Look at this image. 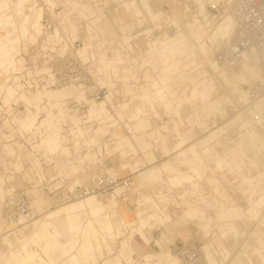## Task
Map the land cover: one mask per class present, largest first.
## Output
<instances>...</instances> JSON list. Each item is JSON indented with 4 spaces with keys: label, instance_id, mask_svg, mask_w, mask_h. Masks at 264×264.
Returning <instances> with one entry per match:
<instances>
[{
    "label": "crops",
    "instance_id": "crops-1",
    "mask_svg": "<svg viewBox=\"0 0 264 264\" xmlns=\"http://www.w3.org/2000/svg\"><path fill=\"white\" fill-rule=\"evenodd\" d=\"M47 1L49 3L55 2V0ZM95 1L96 3H94ZM98 1L57 0L56 4L61 9L56 14L55 20L60 31L63 32L62 34L70 41L84 40L85 47L81 50V53L85 54V59L88 58L90 62L89 69H92L95 80L107 89L109 96L103 102L95 103L85 100L80 92L69 88L36 91L31 96L32 100L23 99L27 109L24 117L18 120L16 125L19 131L28 132L31 137L40 140L38 146L39 148L44 147L46 151H43L47 154L51 153L48 150L46 141L50 137L59 141V149L51 154L59 155L58 158L55 155L56 161L57 159L59 161V176H73L74 179H77V176H81V173L85 174L87 166H103L104 157L110 158L117 155L120 159L119 163L116 166L104 167V170L100 172L118 176L122 172L128 171V175L132 176L131 179L133 180L131 192L138 195L137 208L133 218L128 216V210L122 212L119 209L116 196L124 188L115 190L106 203L93 197L60 206L50 197L39 196L34 200L36 208L34 211L35 220L32 225L37 229L36 231L40 237L35 238L32 236L29 238V242L35 246L38 239L50 238L51 240L45 245L43 244L44 246L41 249L45 258L37 251H28L27 243L22 241L17 251L10 248V251L5 254V256L8 254V259L11 262L13 261V264H32L36 260L40 264H99L98 257L102 256V249L104 248L107 251L106 253L109 254L111 250L110 243L121 235V230L124 227L130 229L129 237L120 242L118 255L106 259L102 264H122L121 259H124L126 264H131L133 249L129 241L133 233L136 232L144 244L149 245L144 230L151 227V221L154 222L153 225H156V227L163 228L160 229L161 242L165 244L166 250L163 251L160 242L156 241V246L161 251L157 254L149 253L143 256L144 262L138 264H172L173 258L166 246L165 236L175 233L178 229H184L189 223L197 231L198 228H201L198 232L205 240L208 239L211 226L214 223L222 225L224 228L223 234L230 236L238 233L237 220L242 221L240 217L236 218L232 231H227L225 226L229 225L231 212H227L226 209L231 208V211L239 209L240 207L237 205L234 195L239 192L242 198V191L238 183L240 170L239 172H233L236 165L231 157L234 155L236 158L238 157L237 162H240L241 157H243V163L237 165L240 169L243 170L245 166L253 169L254 165L250 164L251 161L255 162L252 160L253 153L251 152V155H248L247 150L239 153L235 149L224 152L218 145H212L215 140L208 143L209 139H214L215 133L219 130L216 129L208 135H205L207 131H203L208 112L207 96L211 94V92H207L209 88L203 87V91L200 89L196 91L195 89L194 92L192 91L191 80L187 79L188 81L185 80L187 82L178 83L174 78L182 73V71L176 72V68L180 66L179 62L172 65L170 63L177 56L179 50L177 44L166 41L160 45L158 40H147L146 37L149 38L150 35H145L146 41L141 43L140 40L144 39L142 33L134 35L135 29L142 28L144 22L148 21L139 16L138 10L141 9V3H143L141 10L146 13L149 19L152 21L161 20L162 14L154 12L148 0H127L123 3H112L115 8L109 7L106 11L104 10L106 3ZM25 2L26 0H16L15 3L18 5ZM37 17L40 19L41 13ZM39 22L40 20H35L31 24L33 27L38 26L39 31L33 33L29 29V34L32 37L26 38V43L33 44L37 40V36L40 34ZM207 22L208 18L206 17L203 23L206 24ZM187 25L191 26L189 22L185 23V27ZM21 27L22 36H26V24H22ZM116 28L119 33H117ZM55 32V37L58 38L60 35L59 30L56 29ZM165 39H169V37L166 36L163 40ZM153 41H155V45H152ZM202 57H204V54H202ZM209 64L215 66L216 69L219 68L215 62ZM1 65H3L2 62H0ZM241 65V67L230 69V72H239L244 66L252 68L251 64ZM146 68L148 70L145 71ZM157 71L158 73L155 74L154 72ZM182 75L185 77L190 76L192 72L183 70ZM235 86L232 89L233 94L240 90ZM178 88L180 90L183 88L179 97H177ZM191 91L192 93H189ZM8 93L10 97L15 94L14 91ZM124 94L129 96L128 102L117 104L118 96ZM244 94H240V97ZM78 100L86 101L90 118L96 117V123L102 122L99 126L91 128L94 135L89 137L86 145L82 140H85L87 131L84 132L82 128L75 132L71 131L74 142H70L71 140H66L65 137V135H69L65 130L63 131L64 135H62L63 129L58 125V122L60 126L70 123L79 125L81 122L80 114L77 111L71 112L72 109L69 108L70 102ZM41 106L48 110L45 118L42 119H40ZM187 107L192 108L193 114H185ZM117 108L120 110H117ZM158 109L170 117L171 127L163 122L161 126L151 124V117H159ZM247 111L250 117L258 114L264 119V103L251 106L245 112ZM56 119L57 121H55ZM120 120H125L123 126L119 124ZM185 123L189 125L192 123L197 127L195 131L198 137L196 139H191V136H188L181 129ZM75 127L77 128L76 125ZM122 127L130 136L122 131ZM169 134H172L174 139L169 140ZM106 137L108 138L104 141L103 139ZM69 143H71V147L74 144V156L70 151V146L67 145ZM177 143L180 146H177ZM153 145L159 146L162 158H157L150 152ZM138 152L143 154L141 157L145 160L138 159L130 162L129 157L132 154L137 155ZM13 154V150H8L5 155ZM28 156L19 153L18 161L13 166L17 170H23V162L28 160ZM215 159H217V162L213 165ZM38 165L35 166L33 163L32 169L35 168V171H40ZM153 165H157L162 169V174L159 177L147 179L140 175V171L142 172L145 168L147 169ZM27 171L29 172V169L25 171L24 177H28ZM208 171L211 174L209 177L206 175ZM232 173L235 175L232 180H237L236 184L227 180V175ZM218 176L230 184L228 187L231 189V195L227 193L224 187L220 186L221 181ZM203 177H206L205 179L213 187V192L220 197V200L217 198L211 200L201 198L200 202H194L187 199L189 194L198 193L200 196L203 195L200 189V182ZM80 181L84 180L81 178ZM52 186L56 188L58 183H53ZM177 187H181L182 190H174L178 189ZM143 188L153 189L152 194H143L141 192ZM34 191L35 189L28 190L31 193ZM165 192H168V194L166 195ZM160 204L163 206L162 209ZM169 204H172L175 208L181 207L180 213L175 215L174 218L166 213ZM208 205H211L212 210L208 212V220L205 222L202 219L204 217L202 211H205ZM39 210H43L42 214L44 215L42 217L38 215ZM149 210H154V212L149 214ZM54 221H58L56 227ZM194 221H196L197 227L194 225ZM221 229L220 235H222ZM21 232L22 230H18L13 234L15 238L13 240L16 243L21 240L19 237ZM1 236L0 232V256L4 237ZM10 236L8 235L9 238ZM109 236H112V238ZM10 243L12 247L11 239ZM54 245H60V249L63 250L65 256L57 262L49 257L48 252ZM217 246L220 247V251L225 249L228 252L224 240L218 241ZM249 252L263 258L264 242L256 239V243H253ZM210 254L208 253V257L211 256V259H213L214 254L211 249ZM153 258H156L157 262L151 263ZM8 259L3 264H7Z\"/></svg>",
    "mask_w": 264,
    "mask_h": 264
},
{
    "label": "rangeland",
    "instance_id": "rangeland-1",
    "mask_svg": "<svg viewBox=\"0 0 264 264\" xmlns=\"http://www.w3.org/2000/svg\"><path fill=\"white\" fill-rule=\"evenodd\" d=\"M56 1L57 0H55V3ZM101 1L106 3L105 6L107 8L109 7L115 8V6H113L112 3L114 4L123 3V1L126 2L127 0H99L98 2H101ZM148 1L149 3H151L150 7L152 8V10L156 13H161L162 17L160 21H152L151 19H149L146 13H143V11L141 10L143 3L140 2L141 9L138 10L139 16L148 20L144 22L143 24L144 27L142 26L141 30H139V33H142V31H144L142 33V38L144 39H141L140 42L143 43L146 41V39L147 40L155 39V40H158L160 45L162 42L165 43L166 41L177 44V47L179 49L177 52V56L174 60H171L170 63L172 65V64H175L176 62H179L180 66L176 68V72L182 71V73L179 75H176L174 78H176L178 83L179 82L184 83V82H187L188 80H191V83L193 86L192 91L194 92H195V89L196 91H198V89L204 90L205 87L209 88V91L207 90V92H211V94L207 96L208 112H207L206 119L213 120L214 123L212 126H214V128H207L204 124L203 131H207V134L205 135H208L209 133H211L212 131H215L216 129H219V130L215 133L216 135H214L215 136L214 139L212 140L209 139L208 143L215 140V142H213L212 145L213 144L218 145L220 148H222L224 152H229L230 150L235 149L236 152L242 153L247 150L248 155H251V152L254 155L252 160L255 162H252V161L250 162V164L254 165V168L251 169L248 166H245L243 170L242 168L240 169L239 166L237 167L239 163L241 164L243 163L244 161L243 157H241L242 160H240V162L236 161L238 157L236 158L235 155L231 157V159L234 160L235 165H236V167H234L233 169V172H239L240 170V173H239L240 178H239L238 183L242 191L241 192L242 198L244 200L243 201H241V199L239 200V198H241L239 195V192L236 195H234L236 198L235 199L236 203L237 205H239L240 208L238 210L236 209L235 211L234 210L231 211L230 210L231 208H228V210L226 209L227 212L229 213L231 212L230 213L231 217H230L229 225L225 227H227V231H230V230L232 231L234 221L236 220V218L240 217L242 221L237 220L236 222L238 226V233L232 234L230 236L223 234L224 228L222 227V225L214 223L211 226V231L209 233V239L213 238L214 240H216L218 238L221 240L220 237H222V240H224L225 244L227 245L226 250H228V252H226L224 248H223L224 250H221L222 252H224V258L231 254H234L235 251L239 252V258L237 259L236 264H240V261L242 260H249L251 256H254L256 258V261H254L253 263L249 260L250 262L249 264H255V263L264 264V257L261 258V257H258L257 254H253L249 252V249L253 245V243L254 244L256 243V239H259L262 242H264V203H262V200L264 199V185H263L264 184V140H263L264 136H263L262 131L252 122L249 112L248 111L245 112L241 110L240 104L238 103L239 101L238 96L240 94H233V91H232L233 87L236 85L235 87L237 89L239 88L240 90L246 92V89L248 86H251L255 84L256 82L261 81L259 65H253L251 63L252 68H249V74L247 76L245 74H242L241 70L239 72H236V71L230 72V70H228L227 68L221 67L218 64H217L219 67L218 69H216L215 66H210L209 63L216 62L214 53H213V50L215 48L214 44L219 43L218 41H214L213 38H211V36L214 34V31L216 29L221 28L223 24L224 25L228 24L229 26H231L230 31L228 32V34L223 35L222 37L223 43L226 41L228 42L231 39L232 34H233V28H234L233 20L231 19L230 14H225L224 16H222L223 13L221 14L220 12L219 16L207 17L208 22L205 24L203 23L202 19L198 18V16L195 17L193 15L190 16L188 14L189 6H190V3H192V1L200 5L199 14L201 15L202 13H204L203 10L206 4L221 5L224 11L226 5L231 6L233 1L232 0H226L227 2L226 1L224 2L223 0H148ZM15 2L16 0H0V10L2 9L1 12L8 9L9 6H11L13 9L11 14H7V15L5 14V18H8V19L4 18L5 20L2 19L3 21L1 20L0 22H4L7 20L9 22L15 21L16 23H18L17 31H15L16 28H14L13 26L11 29L4 30V34L1 36L2 40L0 39V42L4 40L7 42L8 36L14 35L16 32L22 31L21 25L22 24L24 25V22L22 23L21 21L22 14H24L25 16V14L28 13V15H30V18L33 19L34 22L35 20L36 21L40 20L37 16L39 13H41V16L44 14V9L42 8V5L48 3L47 0H26L25 3L18 4V5H16ZM94 3H96V1ZM24 7L33 8V9L31 10V12L30 11L25 12L26 8L24 9ZM212 20H213V23H212ZM34 22H32V24ZM186 22H189L191 26L187 25L185 27ZM30 27L32 28L33 25ZM38 28L39 27L37 26V29ZM29 29H30L29 27L25 28L26 33H27L26 36H23L25 37L24 39L25 42H26V38L29 39L30 37H32L31 34H29L30 33ZM57 29H59V27ZM145 30H148V31L146 32ZM36 32L37 31L33 33H36ZM59 32L61 34L63 33L60 31V29H59ZM20 34H22V32ZM189 34L192 36V38ZM55 35H56V32H55ZM145 35H150V37L149 38L146 37L145 39ZM52 36H54V34ZM166 36L169 37V39L163 40V38H165ZM153 37H156V38H153ZM12 39L16 40V37ZM155 44H156L155 41H153L152 45H155ZM17 47L18 45H16V48ZM84 47L85 46H83V48ZM202 54H204V57H202ZM22 61H23L22 58H18L17 60H14L15 62L14 67L17 68L16 71L21 69V68H18L17 65L20 64ZM161 64L162 63L160 62V65ZM241 66H242L241 64L237 65V67H241ZM146 70H148V68H146L145 71ZM183 70L192 72V75L190 76L188 75L185 77L184 75H182ZM3 71L7 72L6 69H3ZM38 71H45L44 67H41L40 69H38ZM154 73L157 74L158 71ZM131 83L133 84V82ZM12 87L15 88L17 86H12ZM14 88H8L6 90L7 92L14 91ZM182 91H183V88L181 90L180 88H178L177 97H179ZM192 91L189 93H192ZM80 93L84 97V93L82 91ZM22 95L23 94L21 92L20 96ZM20 96H18V98ZM31 96H32V93H29V95L25 94L22 96V98H20V101L25 106V110L22 112L21 115H18L16 117L15 123L18 124V120L22 119V117H24L25 115L27 105H25L26 103L24 102L23 99L27 98V99L32 100ZM241 97L243 99H241ZM241 97H240V100L244 101V95ZM128 99H129V96L125 94L119 95L117 104H121L122 102H128ZM232 101L236 102L237 107H240L233 114L227 111V107L230 104H232ZM211 103H214V104H211ZM92 105H94V103H92ZM40 108H41L40 119H42V118H45L46 114L48 113V110H46L45 108H42V106ZM187 108L188 109L185 110V114L186 115L193 114L192 108L190 107H187ZM117 110H120V109L117 108ZM158 111H159V117H151L150 118L151 124L161 126L164 123V124H167L168 127H171L172 123L170 122V117H168L165 113H162L159 109ZM116 120L118 121L117 118ZM214 120L217 122H215ZM55 121H57V119ZM124 121L125 120H120L119 124L123 126ZM58 125L60 128H62L59 122H58ZM79 128H82L84 132L87 131L85 135V140H82L84 141V145H86V142L89 141V137H92L94 135V132L89 127L85 128V127L77 126L76 130H78ZM181 129L185 131L188 136H191V139H196L198 137V134H196V131H195L197 130V127L192 123L190 125L185 123V125ZM71 131H74V130L71 129ZM122 131L125 134L130 136V134H128L127 131L123 127H122ZM200 135L201 133L199 134V136ZM65 137H66V140L68 139V140H71L70 142H74L73 141L74 136L69 137L65 135ZM107 138L108 137L104 138L103 140L105 141L107 140ZM168 138L169 140H171V139H174V136L172 134H169ZM75 141H78V140H75ZM39 142L40 140L37 141V143ZM177 146H180V145L177 143ZM41 149L46 151L44 147H42ZM150 152L155 157L162 158L159 146L153 145V147H151ZM141 156H143V154H141L140 152H138L137 155L132 154L129 157V161L132 162L133 160H138V159L145 160ZM219 157H222V156H219ZM119 160L120 159L117 155H114L110 158L104 157L103 166H100V165H96L94 167L87 166L85 169L86 170L85 174L81 173L80 175L82 177L80 176V178L86 181L87 178H90L94 176L95 174H99L101 170H104V167H109L110 165L116 166L119 163ZM216 162H217V159L213 160V165H215ZM128 174H129L128 171H124L122 172V174H119L118 177L124 178L126 176H129V178H131L132 176ZM206 175L207 177H209V175L211 174L208 171ZM234 176L235 175L233 173L231 175H227V180L233 181L232 178ZM218 177H219V180L221 181L220 185L227 190V193L230 194L231 189L230 187L227 186L228 184L225 182L226 180H223L220 176ZM205 178L206 177H203V180L200 182V189L204 193L203 197L207 196L208 199H211V198L219 199L216 193L213 192V187L209 185V183L207 182ZM0 181H2V177H0ZM17 185H19V182ZM177 188L178 189H174V190H180V191L182 190L181 187H177ZM131 189H133V187L129 186L121 190L120 193L116 196V201L119 204V209H121L122 212L128 210L129 211L127 212L128 216L133 218L134 217L133 214L137 208L136 202H137L138 195L137 193H132ZM1 190L2 189L0 188V198L4 196V191H1ZM141 192L145 195H151L153 192V189L143 188ZM165 194L167 195L168 192H165ZM28 195L31 200V206L33 208L32 215L34 214V211L36 208V206L34 205V200L37 197L44 195L56 201L51 195L45 193V191L35 190L33 193L28 192ZM169 195H173V194H169ZM109 198L110 197L105 198V199H100V201L102 200L103 203H106V201ZM125 198H127V200H125ZM187 199H189L190 201H194V202H200L201 196L195 195V194H189L187 195ZM160 206L162 209L163 206L161 204ZM180 210H181V207L175 208L172 204H169L167 207L166 213L169 214L172 218H174L175 215H178L180 213ZM210 210H212L211 205H208L206 207V210L202 211V213H204L203 214L204 217L202 219L205 222L206 220H208L207 219L208 214H209L208 212ZM42 211L39 210L38 212V215L41 217L44 215L42 214ZM153 212L154 210H149L148 213L152 214ZM56 222L58 221H54L55 227L57 226ZM242 222H245L247 224H243ZM30 223L31 222L26 224L28 226L25 229H23L21 232V235H19L21 239L19 243H16L15 240H13L14 235L10 236L9 239H11L12 241V249L13 251H17L21 245L20 242L25 241L27 243L28 251H37L43 258H45V255L42 253L41 249L51 239L50 238H45V239L40 238L38 239L37 245L34 246L31 242H29V238L32 236H34L35 238H38L40 237V235L36 231L37 229H35V227L31 225ZM153 224L154 222L151 221V225H150L151 227H147L144 230L145 236L149 240V245L144 244V242L140 239L138 233L136 232L133 233L129 241L133 249V252L131 254V259H132L131 264L143 263L144 262L143 256L149 253L157 254L158 252H160L161 250L156 246V241L160 242V244L162 245L163 251L166 250L165 244L161 242L162 235H161L160 229L162 230L163 228L156 227V225H153ZM8 225L9 224H7L4 221L2 216H0V230H1V235H2L1 237L8 234V231L10 229ZM194 225L197 227L196 221H194ZM19 228H22V225L19 226ZM200 229L198 228V231H200ZM220 229H221L222 235H220ZM198 231L193 229L191 227V224L189 223L188 225L184 227V229H180V230L178 229L175 233L165 236L166 246L170 250L168 251L170 252L171 256L176 257L174 247L184 242L185 240H188L189 242H193L200 246H203V245L205 246L206 245L205 238H203ZM129 234H130L129 228H125V227L122 228L121 235L110 243L111 250L109 254L106 253L107 251L104 248L102 249V256L98 257L99 264H102V262H104L106 259H110V258L117 256L120 242L124 240L125 238L127 239L129 237ZM233 235L235 237H233ZM5 243L7 242H3L2 240V245ZM244 243H246V245L244 249L242 250L241 248ZM237 245L241 246V248L237 247ZM9 247L11 248V244H9ZM48 252H49V257L55 259L56 260L55 262L65 257L63 254V250L60 249V245H56V246L54 245V247H51V249H49ZM207 252L208 251H206L207 258H208V253L210 254V252L208 253ZM6 259H8V254L3 259L0 257V264H3V262H5ZM208 259L212 263L214 262V260L211 259V256ZM155 262H157V259L153 258L151 263H155ZM8 263L13 264V261L11 262L10 259H8ZM121 263L126 264L124 259H121ZM32 264H40V262L36 260L35 262H32Z\"/></svg>",
    "mask_w": 264,
    "mask_h": 264
},
{
    "label": "built area",
    "instance_id": "built-area-1",
    "mask_svg": "<svg viewBox=\"0 0 264 264\" xmlns=\"http://www.w3.org/2000/svg\"><path fill=\"white\" fill-rule=\"evenodd\" d=\"M199 6L198 3L192 1L188 14L202 19L203 16L199 14ZM43 7L47 9V6L43 5ZM106 9L107 7L104 8L105 11ZM59 11L58 7L54 8L55 13ZM221 11V5L206 4L203 14L207 17H216L220 15ZM231 13L235 21L232 37L228 42L216 46L213 53L219 64L228 67L236 66L244 55L250 52H253L257 57L262 81L247 87L244 106L246 107L264 99V0H234ZM40 22L42 32L35 43H26L23 40L18 42L19 52L16 57L22 58L23 61L17 67L21 69L18 71L10 69L8 72L0 70V175H2L1 185L4 190V198L0 199V214L7 224L13 226L21 220L27 221L32 218L33 208L28 195L29 189L45 191L58 204H65L92 195L105 199L114 193L115 188L131 186L129 176L112 177L104 173L92 176L83 182L80 181L79 175L77 179H74L73 176H59V161L58 159L56 161L55 156L57 154H46L39 148L36 137H31L28 132L18 130L15 119L25 110V107L15 98L4 100V92L11 85L17 86L19 92L26 93L55 89L61 86H77L82 87L89 100L96 102L101 101L107 94V89L99 85L92 69H89L90 62L83 61L78 55V50L83 46L81 40L76 39L71 42L69 38L63 37L54 42H47V37L54 33L56 20L45 13ZM116 30L119 33L117 28ZM139 30L141 28H136L134 35L141 34ZM3 34L4 31L0 30V39ZM41 67H45V71H38ZM69 108L72 109L71 112L77 111L80 114L82 124L87 121L85 114L87 106L85 104L70 102ZM239 108L236 102L232 101V104L227 107V111L233 114ZM252 122L264 135V119L258 114H254ZM61 127L63 131L67 129L65 124H62ZM67 145L70 146L71 143ZM69 148L74 156V144ZM8 150H13L14 154L5 155ZM19 153L29 155L28 160L23 162V170H17L13 166L18 161ZM58 157L59 155H57ZM33 163L35 166L39 164L40 171L32 169ZM27 169H29L28 177H24ZM18 182L19 185H17ZM230 182L236 184L237 180ZM53 183H58V186L53 187ZM227 184L230 186L229 183ZM202 194L204 195L203 192ZM195 195L199 194L195 193ZM203 195L201 198L213 199H208ZM218 241H222V238L214 240L208 237L205 240L209 244L211 252L216 256H214L215 263L236 264L237 261L233 262V260L238 252L224 258V252L220 251V247L217 246ZM237 247L241 248L238 245ZM174 251L180 264H209L203 254L202 246L193 242H182L174 247ZM249 260L254 263L256 258L251 256ZM249 260H242L240 264H249Z\"/></svg>",
    "mask_w": 264,
    "mask_h": 264
},
{
    "label": "bare ground",
    "instance_id": "bare-ground-1",
    "mask_svg": "<svg viewBox=\"0 0 264 264\" xmlns=\"http://www.w3.org/2000/svg\"><path fill=\"white\" fill-rule=\"evenodd\" d=\"M233 3H234V0H233V2H232V5L231 6H228V5H226V7H225V10L223 11V9H222V11H221V14L223 13V15L222 16H224L225 14H230V16H231V19L233 20V23H234V26H235V21H234V18H233V15H232V13H231V9H232V7H233ZM225 4V3H224ZM43 5H45V6H47V9H45L44 7H43ZM42 5V8L43 9H45L44 10V14L45 13H47L49 16H51L53 19H55V16H56V14L58 13H55L54 12V8H56V7H58V9H61L60 8V6H58L55 2L54 3H47V4H43ZM26 7H24V9H25ZM23 9V8H22ZM23 9V10H24ZM33 8H26L25 9V12H31V10H32ZM2 10V9H1ZM1 10H0V12H1ZM12 11H13V9H12V7L11 6H9V8L8 9H6L5 11H3V12H1L0 13V16H1V18H0V21L3 19V20H5V19H8V18H5V14L7 15V14H11L12 13ZM60 12V11H59ZM201 13V12H200ZM43 14V15H44ZM27 15V16H26ZM42 15V16H43ZM201 15V14H200ZM17 16V15H16ZM42 16H41V18H42ZM201 16H203V18H202V21L204 22V19L207 17L205 14H203L202 13V15ZM21 17H22V19H21V21H22V23L24 22L25 24H26V26L27 27H29L30 28V31L32 32H35V31H39V28L37 29V26H34L33 28H31L30 26H31V24H32V22H33V19H31L30 18V15H28V13H26L25 14V16H24V14H22L21 15ZM5 18V19H4ZM41 18H40V20H41ZM222 18V17H221ZM2 20V21H3ZM6 22H8V23H6ZM15 21H12V22H9V21H4V22H0V30H6V29H11L12 28V26L14 27V28H16V30L15 31H17V24L18 23H14ZM12 23V24H11ZM39 24H40V34L37 36V40H38V38L40 37V35H41V32H42V28H41V22H39ZM233 25V24H232ZM58 27H57V23L55 24V28H54V36H48L47 37V42H53V41H55V40H60V39H62L63 37H65V36H63V34H61L60 32V35H59V37L57 38V37H55V31H56V29H57ZM230 28H231V26H229L228 24H226V25H222V27L221 28H219V29H216L215 31H214V34L211 36V38H213V40L214 41H218L219 43H217V44H214V46L216 47V46H218V45H220V44H223V42H222V37H223V35H226V34H228V32L230 31ZM19 30V29H18ZM59 30V29H58ZM233 30H234V28H233ZM36 32V33H37ZM21 32L19 31V32H16L14 35H10V36H8V39H7V42L4 40V41H2V42H0L1 44H0V62H2L3 63V65H1L0 66V70H2L3 71V69H6L7 70V72L10 70V69H12V70H14V71H16V69L17 68H15L14 67V64H15V62H14V60H17L18 58L16 57V55H17V53L19 52V50H18V47L16 48V45H18V42L20 41V40H23L24 41V39H25V37H23V36H21L22 34H20ZM20 35V36H19ZM16 37V40H13L12 38H15ZM52 38H53V40H52ZM2 40V39H1ZM36 40V41H37ZM78 40H81V39H78ZM71 42H73V41H71ZM81 42H82V44H83V46H84V40H81ZM227 42V41H226ZM16 43V44H15ZM225 43V42H224ZM83 46L78 50V55L83 59V61H88V59H85V57H84V55L81 53V50L83 49ZM215 61H216V59H215ZM216 63V65L218 64V65H220L221 67H224V68H227L228 70H230V69H233V68H236L237 67V65L238 64H255V65H259L258 64V60H257V57L255 56V54L253 53V52H250V53H248V54H246V55H244V57H243V59L236 65V66H234V67H228V66H225V65H222V64H219L217 61L215 62ZM217 65V66H218ZM249 66H244L243 67V69L241 68V73L242 74H245L246 76L249 74ZM46 68L44 67V70H45ZM259 69H260V67H259ZM260 71V74H261V70H259ZM1 73V72H0ZM14 80H17V78H14ZM261 81H262V75H261ZM8 88H14V87H12V85L10 86V87H8ZM8 88H6V89H8ZM64 88H69V89H73V90H76V91H78V92H83L84 93V99L85 100H89L88 98H87V96H86V94H85V91L82 89V87H77V86H64V87H60V88H55V89H47V90H59V89H64ZM14 92H15V94L12 96V97H10V95H9V93L7 92V90H5V92H4V96H3V98H4V100L5 101H8L9 99H11V98H15V100L16 101H20V98L23 96V95H25V94H28L29 95V93H34V92H36V91H34V92H29V93H26V92H24V91H18V89H17V87H15L14 88ZM22 92V96H20V93ZM242 93H245L244 94V101H241L240 100V95L238 96V98H239V101H238V103L240 104V107H241V110H243V111H246V110H248L251 106H255V105H259V104H263L264 103V99H262V100H260V101H258V102H255V103H251V104H249V105H247L246 107H244L245 106V104H246V92H244V91H242V90H238V92L236 91V92H234V94H241L242 95ZM18 96H20L19 98H18ZM109 96V94H108V92H107V94L105 95V97L101 100V101H99V102H96V101H93V100H89V101H92V102H95V103H101V102H103L107 97ZM17 98V99H16ZM241 99H243L242 97H241ZM80 101V100H78V101H74V102H77V103H79V104H85L86 106H87V104H86V101ZM21 102V101H20ZM25 107V106H24ZM74 112H76V111H74ZM22 114V112L19 114V115H21ZM86 120L87 121H85V123H83L82 124V122H80L79 123V125L77 124H75L76 126H79V127H89V128H93V127H97V126H99L100 124H102V122H97L96 123V121H95V118L96 117H93V118H90V114H89V112H88V108H87V111H86ZM18 116V115H17ZM16 116V117H17ZM251 119H252V116L250 117ZM215 121V120H214ZM215 122H217V121H215ZM213 120H208V119H205V121H204V124H205V126L207 127V128H214V126H212L213 125ZM66 125V124H65ZM75 125H73V124H67V129L65 130L66 131V133L69 135V137H73V135L71 134V129H73L74 130V132L76 131V127H75ZM23 128H24V125H23ZM81 131V130H80ZM82 134V133H81ZM62 135H64L63 134V130H62ZM264 136V135H263ZM264 140V139H263ZM59 141L56 139V138H51L50 137V139H48L47 141H46V145H47V147H48V150L50 151V153L51 154H53V153H55L58 149H59ZM179 144V143H178ZM180 145V144H179ZM171 164V163H170ZM162 172V169L159 167V166H157V165H153V166H150L149 168H145V170H143L142 172L140 171V175L141 176H143V177H145V178H147V179H154V178H157V177H159V175L160 174H162L161 173ZM105 172H100L99 174H104ZM107 174V173H106ZM107 175H109V176H112V177H116V176H114V175H110V174H107ZM138 175H139V173H138ZM97 176V175H96ZM130 180H131V186L130 187H133V180L130 178ZM261 181H263V180H261ZM1 183H2V181H0ZM1 183H0V188L2 189V185H1ZM264 185V184H263ZM119 188H122V187H117L116 189H119ZM115 189V190H116ZM1 191H4L3 189L1 190ZM93 197H95V198H99V197H96V196H86V197H84V198H81V199H78L79 201H83V200H86V199H88V198H93ZM250 197V196H249ZM4 198V196L2 197V198H0L1 200ZM251 198V197H250ZM99 199H101V198H99ZM78 200H75L76 202L78 201ZM30 203H31V200H30ZM72 203H74V201H72V202H69V203H65V204H59L60 206H66V205H69V204H72ZM262 203H264V199L262 200ZM255 209V208H254ZM238 210V209H237ZM250 217H251V215H250ZM34 220H35V215L33 214L32 215V218L31 219H29V220H27V221H24V220H21L17 225H15V226H13V225H8L9 226V231H8V235H13L15 232H17L18 230H23V229H25L28 225H26L27 223H29V222H31L30 224L32 225V223L34 222ZM22 225V228H19V226H21ZM1 232V231H0ZM8 235L6 234L4 237H3V241L4 242H7V243H5V244H3V246H2V250H1V258H3V256H5V254L8 252V251H10V247H9V244H11L10 243V239H9V237H8ZM109 237H111L112 238V236H109ZM233 237H235L234 235H233ZM110 238V239H111ZM15 239V238H14ZM113 240V239H112ZM184 242H188V240L187 241H184ZM245 245H246V243H244L243 244V246H242V250L244 249V247H245ZM12 248V247H11ZM202 250H203V254H204V256H205V259L208 261V263L209 264H216L215 263V259H214V257H213V260H214V262L212 263L208 258L210 257H208L207 258V254H206V251H208V252H210V246H209V244L206 242V245L204 246H202ZM241 250V251H242ZM237 253V251H235L234 252V254H236ZM14 257V256H13ZM173 258V260H172V264H180V262H179V260H178V258L177 257H172ZM239 258V252L236 254V258H234V260H233V262H235V261H237V259ZM22 262V261H21Z\"/></svg>",
    "mask_w": 264,
    "mask_h": 264
}]
</instances>
